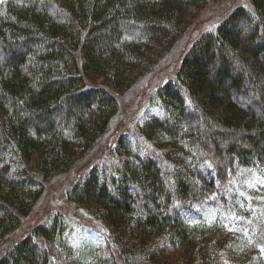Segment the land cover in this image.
I'll use <instances>...</instances> for the list:
<instances>
[{"label": "trees", "instance_id": "trees-1", "mask_svg": "<svg viewBox=\"0 0 264 264\" xmlns=\"http://www.w3.org/2000/svg\"><path fill=\"white\" fill-rule=\"evenodd\" d=\"M209 4L0 0V243ZM132 130L66 191L105 226L103 243L74 245L54 212L0 264H264V0L203 31Z\"/></svg>", "mask_w": 264, "mask_h": 264}, {"label": "rangeland", "instance_id": "rangeland-1", "mask_svg": "<svg viewBox=\"0 0 264 264\" xmlns=\"http://www.w3.org/2000/svg\"><path fill=\"white\" fill-rule=\"evenodd\" d=\"M247 5V0H210V4L193 18H189L173 39H168L161 45V59L157 67L146 74H139L131 90L118 97L120 112L112 131L82 159L65 172L53 176L43 187L39 203L32 213L22 221V225L12 235L0 243V257L16 243L42 224L52 213L60 212L72 224L70 241L75 245L81 240L92 239L94 244H102L106 228L103 224L90 218L83 210L75 209L66 199V191L73 186L96 163H109V154L117 138L124 133L133 132V125L141 118L153 94L163 85L174 79L177 70L194 41L207 29H214L236 7ZM135 38L139 34L134 32ZM159 56L155 60H159ZM101 84V81H99ZM156 114V113H155ZM212 153L210 152V155ZM34 166L32 169L34 172ZM259 214H263V209ZM259 239V238H258ZM260 241V240H259ZM167 264H185L176 260V254H171Z\"/></svg>", "mask_w": 264, "mask_h": 264}]
</instances>
